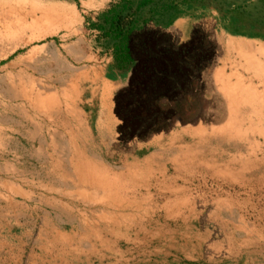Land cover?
Listing matches in <instances>:
<instances>
[{"label": "rangeland", "instance_id": "374dc122", "mask_svg": "<svg viewBox=\"0 0 264 264\" xmlns=\"http://www.w3.org/2000/svg\"><path fill=\"white\" fill-rule=\"evenodd\" d=\"M86 1L0 0V88L4 80L16 77L29 92V96L23 97V87H19L0 94V144L12 146V158L17 145L25 146V151H21L25 155V167L21 166L20 174L24 172L27 181L20 182V186L12 184L9 200L12 231L20 235L26 227L28 254L32 252L52 264H145L126 253V247L130 250L137 244L134 229L121 233L115 232L114 227L83 228L82 224L92 220L98 205L93 200L89 207L83 204V187L74 173L75 168L79 174L77 167L68 171L60 167L55 172L48 168L49 162L67 158L75 164L80 155L85 160L98 157L113 173H120L125 165L144 163L154 154L163 155V149L178 145L177 137L188 129L217 126L216 120L223 115L226 103L221 90L224 82L220 78L237 71L249 78L245 61L237 51H231V41L239 39L264 45V38L233 35L224 28L217 12H205L190 30L171 33L182 44L191 41L193 30L197 29L195 35L205 38L211 50L194 83V91L175 103L178 114L171 121L130 142L122 137L119 128L123 122L117 116L108 135H74L70 133L69 123L80 117L78 104L83 92L87 85H94L85 81L89 72L82 70V64L96 60L86 59L85 53L99 51L93 45L95 33L85 21L92 19ZM100 55L111 56L102 52ZM109 94L107 117L115 108V96L112 97L110 88ZM86 96L89 98L90 94ZM34 107L39 110L33 111ZM102 121L104 130L107 120ZM260 141L264 145L262 138ZM94 142L105 148L65 149L84 144L97 146ZM250 170L246 185L204 174H198L189 185L191 204L187 215L193 220L192 234L196 233L194 243L199 246L201 261L185 264H264V173H258L254 165ZM174 171L171 168L168 176H174ZM51 173L52 176H47ZM76 182L79 192L71 189ZM52 185L62 191H52ZM14 187L22 188L24 193ZM153 197L159 206L166 202L157 189ZM116 248L126 254L120 257L115 253Z\"/></svg>", "mask_w": 264, "mask_h": 264}, {"label": "bare ground", "instance_id": "6f19581e", "mask_svg": "<svg viewBox=\"0 0 264 264\" xmlns=\"http://www.w3.org/2000/svg\"><path fill=\"white\" fill-rule=\"evenodd\" d=\"M231 51H237L245 61L244 68L249 78L240 75L239 71L231 76L222 75L220 79L224 83L220 89L226 103L223 115L216 120L217 126L188 129L183 136L177 137L178 145L163 149V155L154 154L144 163L136 161L132 165H125L120 173H113L111 167L98 157L85 160L80 155L75 164L67 158L47 163L48 168L52 167L51 170L55 172L60 167H66V171L70 167L78 168L79 174L75 168L74 173L83 187V195L80 194L83 204L89 207L93 200L98 205L90 218L92 220L88 219L82 224L83 228L114 227L115 232L134 229L137 244L130 250L126 247V253L133 257L135 255V259L145 264L201 261L199 246L194 243L196 233L192 234L193 220L187 215L191 204L189 185L198 174L246 185L250 181L251 165L258 173H264V157H261L264 145L260 141L261 138L264 140V45L234 39L231 41ZM19 79L11 77L4 80L0 94L23 87ZM21 95L29 96L28 90L23 87ZM110 98L109 92H105L102 98V115L105 118L110 108ZM32 110L38 111L39 108ZM208 162L212 164L205 168L204 164ZM171 168L175 170L174 176L169 177ZM184 171L186 175H183ZM47 176H52V173ZM71 189L79 192V185L74 183ZM155 189L166 197V202L161 206L153 197ZM51 190L56 193L62 191L59 187L55 189V186ZM115 253L120 257L126 254L119 248Z\"/></svg>", "mask_w": 264, "mask_h": 264}, {"label": "trees", "instance_id": "16d2710c", "mask_svg": "<svg viewBox=\"0 0 264 264\" xmlns=\"http://www.w3.org/2000/svg\"><path fill=\"white\" fill-rule=\"evenodd\" d=\"M191 11H215L231 34L264 38V0H113L90 24L95 49L109 53L117 71L132 72L114 98L126 142L171 121L178 114L175 103L195 89L210 45L195 35L197 29L182 44L167 32Z\"/></svg>", "mask_w": 264, "mask_h": 264}, {"label": "crops", "instance_id": "0c3cea01", "mask_svg": "<svg viewBox=\"0 0 264 264\" xmlns=\"http://www.w3.org/2000/svg\"><path fill=\"white\" fill-rule=\"evenodd\" d=\"M112 0H88L87 6L89 9V16L92 19H85L88 25L95 20V17L106 8ZM85 3V1H83ZM202 16V12L191 11L186 15L178 17L172 26L167 29V32L174 33L176 30H190L197 23V18ZM91 32L95 33L92 29ZM85 57L92 58L93 62L84 63L82 70L89 72L85 75L87 79L85 81L92 82L94 85H87V90L83 92V98L78 104V110L80 117L78 120H72L69 123L70 133L74 135L86 134L105 136L112 132L111 129L115 126V113L112 108V113L108 117L102 115V98L105 92H109L106 88L109 87L112 91V97L115 94L128 86L129 79L132 72L121 73L116 70L113 57L107 58L106 55L101 57L100 52L97 54L86 52ZM87 94L90 97L87 98ZM107 120V128L102 130L101 121ZM97 146H67V150H103L105 147L100 146L99 143H95ZM25 146L17 145L13 151H17L12 158V146L10 144H0V264H52L44 260L39 255H35L31 252L28 254L27 246L29 244L27 235V228L23 227V231L15 233L12 230L10 220V208L9 200L11 198L12 184L19 185L20 182H26L27 178L23 172H21V166L24 165L25 155H21V151H25ZM58 149V147H57ZM25 167V165H24ZM12 173H18L14 175ZM16 188V187H14ZM19 192H23V189L17 187ZM24 193V192H23ZM5 198L7 202H5Z\"/></svg>", "mask_w": 264, "mask_h": 264}]
</instances>
